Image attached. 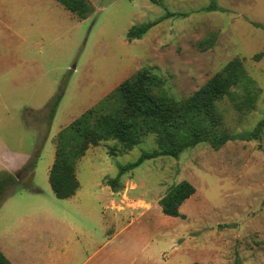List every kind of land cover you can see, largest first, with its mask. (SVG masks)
<instances>
[{
    "label": "rangeland",
    "instance_id": "obj_1",
    "mask_svg": "<svg viewBox=\"0 0 264 264\" xmlns=\"http://www.w3.org/2000/svg\"><path fill=\"white\" fill-rule=\"evenodd\" d=\"M87 1L93 12L78 20L54 0H0V104L8 106L5 118L11 121L19 120L18 107L27 109L22 152L35 150L45 131L42 115L63 89L31 182L40 200L63 207L52 195L47 170L58 132L127 74L149 70L181 102L238 59L259 94L250 112L235 109L228 98L218 102L222 128L242 134L264 119V33L252 26H264V0H213L220 9L215 12L203 11L211 0ZM163 8L185 16L127 40L130 28L157 20ZM260 137L229 141L218 150L201 143L178 159L145 160L124 173L121 189L113 192L118 223L111 226L107 217L95 240L101 254L89 264H264V127ZM156 149L154 135L126 153L115 141L102 143L76 164L79 199L97 208L102 179L115 178L120 167ZM181 181L195 194L180 208L183 219L166 217L158 201Z\"/></svg>",
    "mask_w": 264,
    "mask_h": 264
},
{
    "label": "trees",
    "instance_id": "obj_2",
    "mask_svg": "<svg viewBox=\"0 0 264 264\" xmlns=\"http://www.w3.org/2000/svg\"><path fill=\"white\" fill-rule=\"evenodd\" d=\"M78 20H85L93 9L87 0H54ZM159 5V4H158ZM165 14L157 20L134 26L127 33V40L141 39L151 28L184 14ZM204 12L220 11L216 3L203 9ZM255 29L264 33V26L253 23ZM63 89L53 98L42 115L45 131L24 167L15 174L0 172V207L17 192L22 182L31 178L44 144L50 124L62 98ZM259 88L247 75L242 62L234 59L222 70L208 79L187 99L176 102L163 88L160 78L147 69H141L120 83L97 105L85 111L66 128L60 130L55 139L54 160L48 174V183L54 197L67 200L79 189L75 167L90 148L107 141H115L126 153L148 136H155L157 149L143 152L131 164L120 167L118 175L106 179L112 192L121 189V176L137 168L145 160L159 157L178 159L187 149L201 143L213 150L220 149L229 141L258 140L264 127L262 119L251 132L230 134L222 128V118L217 103L228 98L235 109L245 112L253 110ZM28 114L32 111H27ZM35 115V114H34ZM25 185V184H24ZM195 194V188L187 181L171 186L160 198L158 205L166 217L181 218V206ZM0 264H11L0 252Z\"/></svg>",
    "mask_w": 264,
    "mask_h": 264
},
{
    "label": "crops",
    "instance_id": "obj_3",
    "mask_svg": "<svg viewBox=\"0 0 264 264\" xmlns=\"http://www.w3.org/2000/svg\"><path fill=\"white\" fill-rule=\"evenodd\" d=\"M133 73L129 72L130 75ZM128 76L127 74L123 81L129 78ZM14 81L17 86V80ZM123 81L116 83L110 91L101 95V99ZM25 110L27 109L18 107L20 118L11 121L5 118L8 115V106L0 104V172H19L32 155V149L26 152L20 150L24 142L21 127L27 128L23 123ZM9 143L18 145L11 148ZM32 143H35L34 137ZM97 147L87 150L84 156L95 154ZM53 160L54 158L50 168ZM50 168L47 169L48 174ZM35 171L34 169L25 185L0 207L1 254L11 264L93 263L101 254V247L95 246L96 235L101 230L105 231L107 217L111 226L112 223L116 226L119 218L118 202L113 198L114 193L103 183L107 177H104L99 185L101 194L95 200L97 208L88 206L79 199V187L73 197L61 200L63 207L59 209L54 207L52 200H40L41 195L38 194L36 186L35 192L30 191ZM131 212L133 211L123 213Z\"/></svg>",
    "mask_w": 264,
    "mask_h": 264
}]
</instances>
